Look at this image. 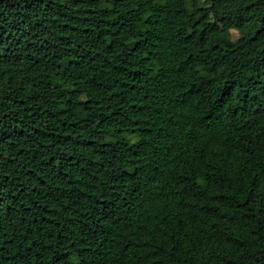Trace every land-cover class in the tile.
<instances>
[{"label": "trees", "instance_id": "1", "mask_svg": "<svg viewBox=\"0 0 264 264\" xmlns=\"http://www.w3.org/2000/svg\"><path fill=\"white\" fill-rule=\"evenodd\" d=\"M0 264H264V0H0Z\"/></svg>", "mask_w": 264, "mask_h": 264}, {"label": "rangeland", "instance_id": "2", "mask_svg": "<svg viewBox=\"0 0 264 264\" xmlns=\"http://www.w3.org/2000/svg\"><path fill=\"white\" fill-rule=\"evenodd\" d=\"M231 35L233 39H236L238 37V32L235 29H231Z\"/></svg>", "mask_w": 264, "mask_h": 264}]
</instances>
